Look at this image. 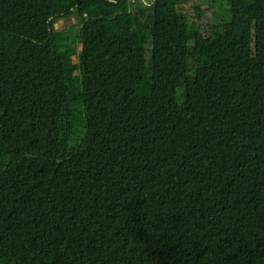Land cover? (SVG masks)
<instances>
[{
    "label": "trees",
    "instance_id": "obj_1",
    "mask_svg": "<svg viewBox=\"0 0 264 264\" xmlns=\"http://www.w3.org/2000/svg\"><path fill=\"white\" fill-rule=\"evenodd\" d=\"M225 7L0 0V264H264V0Z\"/></svg>",
    "mask_w": 264,
    "mask_h": 264
},
{
    "label": "rangeland",
    "instance_id": "obj_2",
    "mask_svg": "<svg viewBox=\"0 0 264 264\" xmlns=\"http://www.w3.org/2000/svg\"><path fill=\"white\" fill-rule=\"evenodd\" d=\"M196 3L200 4L201 7L204 9L203 12V18L201 19V25H202V29L205 30V27L207 25V23L212 20L214 23L216 22H220V21H226L229 18V14L227 13L226 7L225 5L227 4V0H221V1H214V0H196ZM138 5V2H133L131 4V9H136ZM209 6L211 8H209ZM211 14V16H210ZM141 17V15H140ZM54 27L57 31H61L63 34V38L65 39V37L68 35L71 36L76 34L79 28V24L77 21V17L75 15H71L69 17H64V18H60L58 19L55 24ZM66 42H70V40H65ZM75 47L77 49V51H80L82 48V45L78 42L75 43ZM147 48H149V45L147 46ZM147 57L149 56V52L146 53ZM73 62H77L78 58H77V54L72 56Z\"/></svg>",
    "mask_w": 264,
    "mask_h": 264
}]
</instances>
